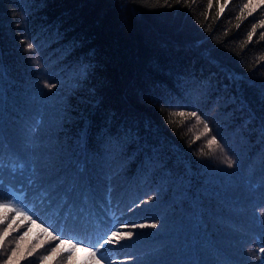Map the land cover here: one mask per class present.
Listing matches in <instances>:
<instances>
[{
  "label": "trees",
  "instance_id": "trees-1",
  "mask_svg": "<svg viewBox=\"0 0 264 264\" xmlns=\"http://www.w3.org/2000/svg\"><path fill=\"white\" fill-rule=\"evenodd\" d=\"M247 3L0 0V204L36 220L9 213L0 264L29 227L23 247L45 245L20 264H92L86 244L45 262L44 221L81 240L129 225L102 264H261L264 4ZM65 205L91 221L68 225Z\"/></svg>",
  "mask_w": 264,
  "mask_h": 264
},
{
  "label": "snow or ice",
  "instance_id": "snow-or-ice-1",
  "mask_svg": "<svg viewBox=\"0 0 264 264\" xmlns=\"http://www.w3.org/2000/svg\"><path fill=\"white\" fill-rule=\"evenodd\" d=\"M177 2L179 3L180 0H177ZM257 4H264V0H248V3L245 4L243 7L244 9H248V15H252L253 11L255 10V7ZM227 5V0H225V4L221 6L220 11L223 12L224 7ZM208 7L211 8L212 4L209 3ZM261 26L264 27V21H261ZM253 32H255V28L252 29ZM252 37L249 36V39H251ZM23 43V41H22ZM36 46L32 43H28L26 45V49L27 50H33ZM45 87L47 89H49V91H51L52 89L57 87L56 83H46ZM181 116L184 115V112L180 113ZM190 115L192 117H198L197 112L193 111L190 113ZM212 129L205 124V134L211 132ZM217 137L214 135L212 136V138L208 141L209 146L213 145V144H217ZM226 163L228 164L229 167H232L236 161L232 160L230 157L228 158V160L226 161ZM21 167H23V165H21ZM46 191V190H45ZM7 192L6 189L2 188L0 189V196L5 195ZM13 200L16 203H20V204H24V199H26L27 197H25L24 199H22L20 196H16L15 194H13ZM43 199V197H41ZM149 199H151V197H149ZM47 200H51V196L49 195L47 197ZM148 201L145 200H141L137 203V207L142 206L143 204L147 203ZM264 207V206H262ZM25 210H21L18 209L14 206V204H9V203H3L0 204V209H3V215H0V224L4 223L7 219H8V215L9 213H16V216L19 217L21 219V224H23L24 222H31L32 224H36V220L33 219V215H35V212L32 209L27 208V205H24ZM67 212V215L64 216V219L68 222V225H79L81 223V221H91V213H89L87 216H85L83 213H80L78 211H73L71 209H69L67 207V205H65V207L63 209H61V214L63 215L64 212ZM32 212V215H29L28 213ZM37 219H39V217H37ZM46 223V221L42 222L41 224L37 225L38 227L41 228V235L46 234L47 237L50 238V240L53 241H59V243L54 244L48 255H45L43 257L44 261L47 262L51 259H53L54 257L60 255L62 252H67L69 254V258H71V255L76 251L78 246L81 245H87V250L90 252L91 257H92V264H102L103 260L107 259V257H105L104 255V249L106 248V246H112L113 248H115L116 245L120 244V241H122L123 239H125V237L127 238H131L133 237L134 233L132 232H123L120 229L124 228V227H129V225L125 224L123 221L118 222L119 223V227L116 226V224H113L111 222H109V224L105 225L106 230L103 231H99L97 232L92 239H78L75 236H69L67 239H61V235H66V232H64L63 230H59L60 231V235H57L53 230V226L52 225H48L47 227L44 226V224ZM13 224H16V218L14 217L12 219V222L9 223L7 225V228L4 230L3 234L0 235V248H3L4 245V241L7 237L12 235V232L14 231H19V226L16 228H13ZM133 228L139 227V228H144V227H148L149 225H145V224H132L130 225ZM150 227L152 228H156L157 224L153 223L150 225ZM32 229L31 227L28 228L27 231H25L22 235H20L18 237V240L16 242V246L14 248H11L10 251H5L4 252V260H3V264H20V261L25 257V253H27L28 256H32L37 249L43 248L45 245V241L42 240L39 236L37 237V242L35 243V245H33L30 248H24V242L26 240V238L29 236V234L31 233ZM118 238V239H117ZM75 241V243L73 242ZM261 247L258 250V254H264V237H261ZM70 245V247L64 248L62 247L63 245ZM123 246V245H121ZM99 254V255H97ZM135 257H131V256H126L125 260L126 261H131L134 260ZM109 264H115L114 261H109ZM261 264H264V259L261 260Z\"/></svg>",
  "mask_w": 264,
  "mask_h": 264
},
{
  "label": "rangeland",
  "instance_id": "rangeland-1",
  "mask_svg": "<svg viewBox=\"0 0 264 264\" xmlns=\"http://www.w3.org/2000/svg\"><path fill=\"white\" fill-rule=\"evenodd\" d=\"M73 255H74L75 257H78V259H83V258H85V256L89 258L88 253H87L86 251H82V250H79V253H78V254H77V252L75 251V252L73 253ZM76 260H77V258H76ZM77 263H78V260H77Z\"/></svg>",
  "mask_w": 264,
  "mask_h": 264
}]
</instances>
